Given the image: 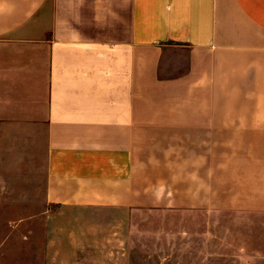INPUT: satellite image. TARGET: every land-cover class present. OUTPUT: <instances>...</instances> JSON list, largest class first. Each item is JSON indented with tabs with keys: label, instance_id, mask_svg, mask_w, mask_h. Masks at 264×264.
<instances>
[{
	"label": "crops",
	"instance_id": "0c3cea01",
	"mask_svg": "<svg viewBox=\"0 0 264 264\" xmlns=\"http://www.w3.org/2000/svg\"><path fill=\"white\" fill-rule=\"evenodd\" d=\"M0 129L52 207L264 211V0H0Z\"/></svg>",
	"mask_w": 264,
	"mask_h": 264
},
{
	"label": "rangeland",
	"instance_id": "374dc122",
	"mask_svg": "<svg viewBox=\"0 0 264 264\" xmlns=\"http://www.w3.org/2000/svg\"><path fill=\"white\" fill-rule=\"evenodd\" d=\"M43 140L0 129V264H264V211H75L46 201ZM236 200V201H235Z\"/></svg>",
	"mask_w": 264,
	"mask_h": 264
}]
</instances>
